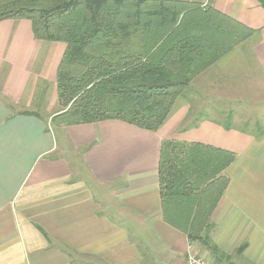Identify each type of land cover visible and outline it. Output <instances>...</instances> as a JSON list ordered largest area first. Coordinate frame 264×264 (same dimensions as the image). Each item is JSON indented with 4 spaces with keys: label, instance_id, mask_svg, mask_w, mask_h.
Listing matches in <instances>:
<instances>
[{
    "label": "crops",
    "instance_id": "1",
    "mask_svg": "<svg viewBox=\"0 0 264 264\" xmlns=\"http://www.w3.org/2000/svg\"><path fill=\"white\" fill-rule=\"evenodd\" d=\"M202 3L253 31L250 54L264 82V0ZM64 50L36 41L26 20L0 22V264H189V245L210 264H264V94L239 100L247 87L259 90L257 80L246 76L236 95L235 79L204 73L191 84V102L206 91L208 115L179 103L155 132L118 120L56 126ZM221 103L231 112L238 104L258 123L218 121L211 107ZM168 140L233 156L210 216L223 258L189 244L182 203L161 204L157 170Z\"/></svg>",
    "mask_w": 264,
    "mask_h": 264
},
{
    "label": "trees",
    "instance_id": "2",
    "mask_svg": "<svg viewBox=\"0 0 264 264\" xmlns=\"http://www.w3.org/2000/svg\"><path fill=\"white\" fill-rule=\"evenodd\" d=\"M6 20H26L36 41L65 46L56 72L62 112L53 125L118 120L149 132L187 99L197 74L254 34L192 0H0V22ZM232 160L197 143H161V204L182 203L189 244L218 258L224 255L211 243L210 216Z\"/></svg>",
    "mask_w": 264,
    "mask_h": 264
},
{
    "label": "rangeland",
    "instance_id": "3",
    "mask_svg": "<svg viewBox=\"0 0 264 264\" xmlns=\"http://www.w3.org/2000/svg\"><path fill=\"white\" fill-rule=\"evenodd\" d=\"M192 1H195V2L197 1L200 4H203L202 0H192ZM253 38H254V35L247 37L243 42H241L239 45L231 49L229 53H227L222 58H220L219 60L211 64L209 67H207L205 70L197 74L193 78V80L203 75L204 73L206 74L210 73L208 75L211 76L212 74V76H214L213 75V73L215 74L214 71H219L218 72L219 75L220 74L221 76L223 74L227 76L229 75L230 77L233 78V80L235 79V81L230 83L229 86L235 87L233 89V92H235L236 95H240L241 91L243 90V85L245 84L244 79L246 78V76L248 77L249 75L253 77L254 80H257V83H259L257 84L259 90L253 87H247V90L243 92L244 96L239 97V100L240 99L241 100L254 99V96L257 95V92L259 91L264 94V82L261 81L260 75L257 69L255 68L254 62L252 60V56L250 54V44L252 43L251 41ZM208 75L205 78L206 81L208 79ZM203 76L205 77V74ZM193 80L191 81L190 86L186 91L187 99L186 100L179 99L177 102L178 103L177 105H179V103L183 104L184 102H186L188 105H190L191 110L194 111L195 117L202 115V114H199L200 112H205V114L207 113L206 115H208V110H209L208 106L205 102L202 103V101L207 99L208 97L207 96L208 93L206 91L204 92V96H202V99L199 100V98H195V103L191 102L192 98L195 97V92L193 91V88L191 87ZM218 80L221 82V86L223 87V84H224L223 78H218ZM211 95H212L211 97H214L213 94ZM231 105H234V104H231ZM241 106L247 107V104H242ZM215 107L216 105L211 107V110L213 109V111L216 112V114L215 115L213 114V115L215 119H217L218 121H221L222 123L232 124L234 122V119H231L232 117L238 118L240 127L242 126L250 127L251 126L250 128H252L254 127L256 123H258L254 119L248 120L249 116L247 114V111L241 107L239 109L238 104L235 105V110L233 112H231L230 110L231 108L226 109L227 107L225 108L224 105H222V103L217 105L216 108ZM224 111H227V112H224ZM251 118H255V114H252ZM190 120H191V117H190Z\"/></svg>",
    "mask_w": 264,
    "mask_h": 264
},
{
    "label": "built area",
    "instance_id": "4",
    "mask_svg": "<svg viewBox=\"0 0 264 264\" xmlns=\"http://www.w3.org/2000/svg\"><path fill=\"white\" fill-rule=\"evenodd\" d=\"M186 259L189 264H210L204 257L192 253V246L187 248Z\"/></svg>",
    "mask_w": 264,
    "mask_h": 264
}]
</instances>
